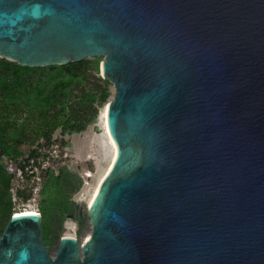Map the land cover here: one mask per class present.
Masks as SVG:
<instances>
[{
    "label": "water",
    "instance_id": "obj_1",
    "mask_svg": "<svg viewBox=\"0 0 264 264\" xmlns=\"http://www.w3.org/2000/svg\"><path fill=\"white\" fill-rule=\"evenodd\" d=\"M98 56L119 154L93 231L54 257L14 214L0 264H264V0H0V57Z\"/></svg>",
    "mask_w": 264,
    "mask_h": 264
},
{
    "label": "rangeland",
    "instance_id": "obj_2",
    "mask_svg": "<svg viewBox=\"0 0 264 264\" xmlns=\"http://www.w3.org/2000/svg\"><path fill=\"white\" fill-rule=\"evenodd\" d=\"M104 60L105 56L87 58L82 61V68L79 69L81 75H85L84 81L81 82L84 91L79 94L80 100L92 104L98 109L97 115L92 118L86 130L72 132L68 129L70 124L59 120L53 121L54 137L63 139L66 144L65 157L56 172V175L60 174L59 186L69 205V210L65 215L53 209L54 207L47 197H42L37 201H27L18 196L15 198L18 191L14 181L6 172L5 161L17 154L31 152L38 143L42 142V129L37 127L40 124L41 114L30 112L26 108L15 112L12 108L0 107V237L11 216L27 209L41 212L45 243L50 247L54 257L57 255L60 240L66 235H74L83 247L86 237L92 233L93 224L89 200L104 174L112 154L103 130L101 113L106 104L114 98L116 89L114 84L103 74L102 63ZM23 73L27 83L36 82L35 78L29 77L27 71ZM26 88L28 87L26 86ZM30 89L32 88L29 87ZM26 96L27 91L21 89L15 94L9 93L7 98L25 99ZM86 138H92L90 145H87V149L90 147L91 157H87L84 151L83 154L78 155L75 149V141L82 142ZM4 148L7 152L4 151ZM89 173L93 175L90 176ZM54 188L52 186L51 190ZM11 196L13 200L10 202ZM5 207H8L6 211Z\"/></svg>",
    "mask_w": 264,
    "mask_h": 264
},
{
    "label": "trees",
    "instance_id": "obj_3",
    "mask_svg": "<svg viewBox=\"0 0 264 264\" xmlns=\"http://www.w3.org/2000/svg\"><path fill=\"white\" fill-rule=\"evenodd\" d=\"M82 64L83 62L80 61L60 66L28 67L0 58V107L12 108L15 112L26 108L30 112L41 114L40 124L37 127L42 129V142L37 144L38 147L50 144L55 139L53 121L66 122L70 124L68 128L70 131L82 132L97 115L98 109L94 105L80 100L79 94L84 91L81 82L85 79V75L82 76L79 71ZM25 71L28 72L29 77L36 79L37 84L27 83L23 73ZM42 79L44 80L41 81ZM29 87L32 89L29 90ZM21 89L27 91L25 99L7 98L9 93L15 94ZM4 151L7 152L5 148ZM59 177L60 174L51 177L45 197L50 200L53 209L65 215L69 205L59 186ZM52 186L55 187L54 190H51ZM18 195L27 201L30 198L22 191H19ZM12 200L11 196L10 202ZM7 209L8 207H5V211Z\"/></svg>",
    "mask_w": 264,
    "mask_h": 264
},
{
    "label": "built area",
    "instance_id": "obj_4",
    "mask_svg": "<svg viewBox=\"0 0 264 264\" xmlns=\"http://www.w3.org/2000/svg\"><path fill=\"white\" fill-rule=\"evenodd\" d=\"M65 154V141L55 138L50 144L36 146L32 152L8 158L5 169L14 181L18 194L22 191L30 196L28 201H37L45 197L50 179L56 175ZM37 212L41 214L40 211Z\"/></svg>",
    "mask_w": 264,
    "mask_h": 264
},
{
    "label": "bare ground",
    "instance_id": "obj_5",
    "mask_svg": "<svg viewBox=\"0 0 264 264\" xmlns=\"http://www.w3.org/2000/svg\"><path fill=\"white\" fill-rule=\"evenodd\" d=\"M102 70H103V67H102ZM109 107H110V104L107 103L106 106L104 107L102 113H101V119H102L103 127H104L103 130L105 131L104 133H105L107 142L109 143V145L111 147L110 149L112 151V154H111L110 161L108 163V166H107L104 174L101 176V178H100L98 184L96 185V187L94 186L95 189L93 190V193H92L91 198L89 200L90 208L93 206V204H94V202H95V200H96V198L98 196V193L100 191V188H101L103 182L105 181V179L110 174V172H111V170H112V168H113V166H114V164H115V162L117 160L118 154H119L118 146L115 143V141H114V139H113V137H112V135L110 133V130H109V123H108ZM91 141H92V138L91 139L86 138L82 142H78L76 140L75 141V146H76L75 149L77 150V154L78 155L79 154H83V151H84V153L86 152L85 154H86L87 157L90 156V150H89L90 147L87 149V145H90ZM100 146L102 147V145H100ZM89 175L91 176L93 174L89 173ZM15 214L21 215V214H39V213L37 212V210L27 209V210H24V211L16 212ZM89 236L90 235H88L86 237V240L83 242L84 245H85L86 241L89 239ZM65 237L76 238L74 235H71V234L66 235ZM81 245H82V243H81Z\"/></svg>",
    "mask_w": 264,
    "mask_h": 264
}]
</instances>
